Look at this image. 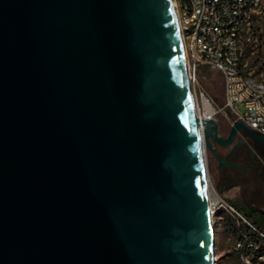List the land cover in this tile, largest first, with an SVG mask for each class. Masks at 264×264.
<instances>
[{"label": "water", "instance_id": "water-1", "mask_svg": "<svg viewBox=\"0 0 264 264\" xmlns=\"http://www.w3.org/2000/svg\"><path fill=\"white\" fill-rule=\"evenodd\" d=\"M201 122L171 0H0V264H213Z\"/></svg>", "mask_w": 264, "mask_h": 264}, {"label": "built area", "instance_id": "built-area-1", "mask_svg": "<svg viewBox=\"0 0 264 264\" xmlns=\"http://www.w3.org/2000/svg\"><path fill=\"white\" fill-rule=\"evenodd\" d=\"M264 0H175L191 86L199 82L202 66L224 78L228 107L235 120L264 135V76L253 74L242 61L241 42L254 27ZM203 97L208 100L205 91ZM243 105L245 112H241ZM217 112V110H216ZM215 112V113H216ZM242 217L232 203L217 193L218 208Z\"/></svg>", "mask_w": 264, "mask_h": 264}, {"label": "rangeland", "instance_id": "rangeland-1", "mask_svg": "<svg viewBox=\"0 0 264 264\" xmlns=\"http://www.w3.org/2000/svg\"><path fill=\"white\" fill-rule=\"evenodd\" d=\"M241 49L245 68L253 74L264 76V5L256 16L252 31L243 37ZM198 79L199 82L192 85V90L200 111L204 112L202 91H205L217 110L214 118L219 123L220 133L227 136L234 115L228 107H225L226 96L222 74L202 66L198 71ZM240 110L245 112L243 105H240ZM214 148L220 157L223 156L221 149L226 151L223 145L218 147L214 144ZM257 149L256 160L264 164V148ZM206 157L209 188L232 203L242 215L241 217L222 207L214 210L212 219L216 237V264H264V168L261 173L251 177L248 175L244 179L238 178L239 181L244 180L242 184L233 181L224 182L223 189L220 190L219 182L222 179L218 159L208 147ZM252 209H256L255 212H252ZM245 212H252L253 217L260 222V226H256L263 231L259 241L252 237V232H257L258 229L244 214ZM250 227L252 232L248 230Z\"/></svg>", "mask_w": 264, "mask_h": 264}, {"label": "flooded vegetation", "instance_id": "flooded-vegetation-1", "mask_svg": "<svg viewBox=\"0 0 264 264\" xmlns=\"http://www.w3.org/2000/svg\"><path fill=\"white\" fill-rule=\"evenodd\" d=\"M223 146L226 148L225 152L221 149L223 164H220L218 160L222 183L233 181V183L242 184L244 180L239 181L238 178L244 179L248 175L251 177L263 171L261 162L256 160L257 148H264L258 139L252 138L251 141L246 134L238 135L232 143Z\"/></svg>", "mask_w": 264, "mask_h": 264}, {"label": "bare ground", "instance_id": "bare-ground-1", "mask_svg": "<svg viewBox=\"0 0 264 264\" xmlns=\"http://www.w3.org/2000/svg\"><path fill=\"white\" fill-rule=\"evenodd\" d=\"M171 2H172V5L174 6L175 0H171ZM174 11H175V8H174ZM175 16H176L177 24L179 25V21H178L176 11H175ZM184 56H185V53H184ZM185 62H186L187 74L189 76L188 63L186 61V58H185ZM193 98H194V105H195L196 113H197L198 117H200L202 120V122H201L202 152H203V159H204V166H205V173H206L208 203H209L210 214L212 217V215L214 213V210L212 208V204L217 201V193L215 191H212L209 188L210 182L208 179L209 176H208L207 157H206L207 146H206L205 137H204V130L207 126H209V120L214 118V114L216 112V109L214 108V106L212 105L210 100H208L206 97H203L204 112H201L194 94H193ZM211 222H212V241H213V245H212V254L213 255L212 256H213V264H216V252H215V250H216L215 249L216 237H215L214 224H213L212 218H211Z\"/></svg>", "mask_w": 264, "mask_h": 264}, {"label": "trees", "instance_id": "trees-1", "mask_svg": "<svg viewBox=\"0 0 264 264\" xmlns=\"http://www.w3.org/2000/svg\"><path fill=\"white\" fill-rule=\"evenodd\" d=\"M255 210L256 209H252V212H255ZM250 213V212H245L244 214L249 218V219H251L252 221H253V224L255 225V227L256 226H260V222L257 220V219H255L254 217H253V213ZM257 228V227H256ZM258 230H257V232H252L253 230H252V228L250 227V228H248V230L250 231V232H252L253 233V238L255 239V240H257V241H259L262 237H261V232H263V231H261V228H257Z\"/></svg>", "mask_w": 264, "mask_h": 264}, {"label": "crops", "instance_id": "crops-1", "mask_svg": "<svg viewBox=\"0 0 264 264\" xmlns=\"http://www.w3.org/2000/svg\"><path fill=\"white\" fill-rule=\"evenodd\" d=\"M261 165H262V167L264 168V164L261 163ZM219 188H220V190L223 189V187H222V181H221V180H220V182H219ZM261 234H262V233H261Z\"/></svg>", "mask_w": 264, "mask_h": 264}]
</instances>
